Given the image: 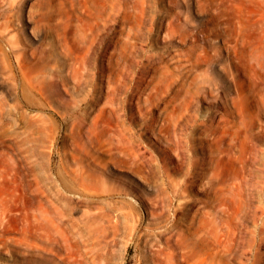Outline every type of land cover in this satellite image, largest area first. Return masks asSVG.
Masks as SVG:
<instances>
[{"label":"rangeland","instance_id":"rangeland-1","mask_svg":"<svg viewBox=\"0 0 264 264\" xmlns=\"http://www.w3.org/2000/svg\"><path fill=\"white\" fill-rule=\"evenodd\" d=\"M3 20L24 53L0 29V264H264V0Z\"/></svg>","mask_w":264,"mask_h":264},{"label":"bare ground","instance_id":"bare-ground-1","mask_svg":"<svg viewBox=\"0 0 264 264\" xmlns=\"http://www.w3.org/2000/svg\"><path fill=\"white\" fill-rule=\"evenodd\" d=\"M21 2V1H20ZM14 4H15V2H14ZM16 6V5H15ZM20 7V6H19ZM16 8V7H15ZM22 8V7H21ZM15 15V14H14ZM12 16V15H11ZM7 18V17H6ZM5 18V19H6ZM28 18H30V17H28ZM31 19V18H30ZM4 21V20H3ZM6 21V20H5ZM4 21V22H5ZM12 23H10V25H11ZM12 26V25H11ZM11 28H13V26L11 27ZM1 30H3L4 32H5V38H6V40H7V42H8V44L7 45H9V51H10V53L12 54V56H14L15 58H16V60L18 61H20V58H21V56H23V53H24V46H23V43H21L20 42V40L17 38V36H16V34L19 32V31H15V30H13V29H11V30H9L10 29V27H9V23L8 22H5L4 24H3V26H2V28H0ZM30 30V33H31V35L32 36H36L38 33H39V27L36 25V24H31L29 21H27V20H24V21H22V25H21V30H20V32L23 34L25 31H27V30ZM1 32V31H0ZM4 37V36H3ZM6 44V43H5ZM8 47V46H7ZM5 52V51H4ZM3 52V53H4ZM3 53H1V54H3ZM9 54V53H8ZM8 54H4L3 56L5 57V59L7 58V56H8ZM7 55V56H6ZM2 56V57H3ZM1 57V58H2ZM4 58H3V60L5 61L4 62V64H5V67L7 68V64H6V60H5ZM9 59V58H8ZM14 60V59H13ZM21 62V61H20ZM11 62H10V60H9V64H10ZM22 63V62H21ZM8 64V65H9ZM19 64V63H18ZM14 66V65H13ZM20 67H21V64H20ZM9 68H10V65H9ZM18 69H20V68H18ZM9 69L7 68V71H8ZM11 70V69H10ZM9 70V71H10ZM13 70V69H12ZM8 75V77H9V74H7ZM15 75V74H14ZM7 77V76H6ZM9 81H10V83L9 84H11V85H15V78H14V76H13V74L11 73V71H10V78L8 79ZM109 91V90H108ZM109 93V92H108Z\"/></svg>","mask_w":264,"mask_h":264}]
</instances>
